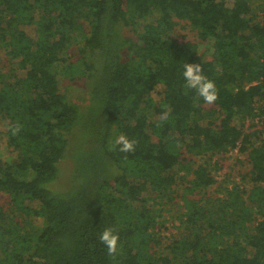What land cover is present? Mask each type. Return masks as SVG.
<instances>
[{"label": "trees", "instance_id": "obj_1", "mask_svg": "<svg viewBox=\"0 0 264 264\" xmlns=\"http://www.w3.org/2000/svg\"><path fill=\"white\" fill-rule=\"evenodd\" d=\"M260 1L0 0V56L16 71L0 72V113L18 152L0 156V195L17 210L9 218L0 203V264H264V137L245 128L264 122ZM181 25L212 43L211 57L172 35ZM185 63L215 81L213 105L186 87ZM62 70L87 80L86 99L70 96ZM122 134L134 152L119 150ZM239 143L255 185L212 194V156ZM70 149L71 186L58 191L49 184ZM177 199L178 232L165 234ZM106 228L115 255L99 240Z\"/></svg>", "mask_w": 264, "mask_h": 264}, {"label": "rangeland", "instance_id": "obj_2", "mask_svg": "<svg viewBox=\"0 0 264 264\" xmlns=\"http://www.w3.org/2000/svg\"><path fill=\"white\" fill-rule=\"evenodd\" d=\"M252 2L258 6L261 4L260 0H252ZM260 15V14H259ZM28 32L35 35L37 34L33 27H28ZM35 34V35H34ZM172 35L175 38H183L186 37L189 40H192L194 42L199 43V51L202 53H205L209 57L212 56L213 53V45L212 43H206L203 42L197 35V32L192 29L189 25H181ZM76 44L74 42L73 49L75 50ZM2 60V68L0 69V72L3 71L8 75L9 80L15 79V72L14 69H12L10 64H8L7 56L5 51L1 53L0 56ZM8 64L7 66H5ZM63 68V67H60ZM23 71H18L20 74ZM62 78L65 85L73 84V86L70 88V96L74 97L76 99H79L82 101L83 99H86L88 96V89L89 84L87 80H77V81H71L66 77L65 71L62 70ZM83 98V99H82ZM149 113H152V111H149ZM8 122L9 120L4 117L2 113H0V156L3 157V159L7 161H14L17 158L18 152L15 151L11 146L8 144ZM262 123H257L254 121V119H247L245 120V128L247 132H254L256 128H261ZM264 132V128H261ZM254 136L252 137V142L257 141L256 133H253ZM259 136V135H258ZM82 138H73L74 147H76L78 150H80L82 146V141L80 140ZM77 143V144H76ZM75 148V150H76ZM71 153L69 155V158L65 160V162L61 165L60 164V174L56 181H54L51 186L49 184V187L56 189L58 191H64L68 187L71 186V178H72V171L75 164H73V150L70 149ZM209 158V157H205ZM214 158V164L219 163L218 165H214L213 172L216 174V184H214L210 188V192L212 194L217 193L218 195L225 193L227 188L233 189L235 185L240 186L242 189H246L247 191L251 190V188L255 185V183L252 181L251 178V163L249 161V151L243 152L239 150H231L228 153H216L212 156ZM203 161V160H202ZM184 174V172H183ZM192 175H190V178ZM0 203L4 204L7 208L8 217L14 216V214L17 213V210H15L13 207L10 208L11 203L9 196L7 194L0 195ZM183 202L181 199H177L171 204L168 205V209L165 212V218H169V222L166 224L173 226V230H165V234L173 235V233L178 232L177 226L179 225L178 221V214L180 211L183 210L182 208ZM19 213V212H18ZM37 225L41 224V220H38L34 218ZM33 229H37L36 226H32Z\"/></svg>", "mask_w": 264, "mask_h": 264}, {"label": "clouds", "instance_id": "obj_3", "mask_svg": "<svg viewBox=\"0 0 264 264\" xmlns=\"http://www.w3.org/2000/svg\"><path fill=\"white\" fill-rule=\"evenodd\" d=\"M183 77L186 81V87L194 89L199 97L203 99L205 104L213 105L219 97L217 86L214 80L209 79L203 73L200 63H185ZM167 116V113L164 114ZM13 135L18 134L20 125L11 127ZM115 143L119 145V150L124 153L134 152L138 141L130 139L127 135L117 137ZM101 243L107 248L108 254L115 255L119 243V235L112 228H106L99 236Z\"/></svg>", "mask_w": 264, "mask_h": 264}, {"label": "built area", "instance_id": "obj_4", "mask_svg": "<svg viewBox=\"0 0 264 264\" xmlns=\"http://www.w3.org/2000/svg\"><path fill=\"white\" fill-rule=\"evenodd\" d=\"M260 15H261V12H260ZM249 119H254V121H256L257 123H262V126L261 128L263 127V116L261 115H255V116H252L250 117ZM263 134V137H264V132L262 133ZM256 143L258 142V138H257V141H255ZM239 147L235 148L234 150H241V143H239Z\"/></svg>", "mask_w": 264, "mask_h": 264}]
</instances>
